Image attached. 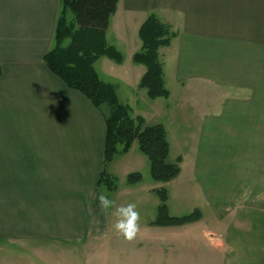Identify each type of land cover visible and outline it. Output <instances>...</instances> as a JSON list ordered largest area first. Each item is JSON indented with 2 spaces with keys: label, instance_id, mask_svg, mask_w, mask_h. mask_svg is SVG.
<instances>
[{
  "label": "crops",
  "instance_id": "obj_1",
  "mask_svg": "<svg viewBox=\"0 0 264 264\" xmlns=\"http://www.w3.org/2000/svg\"><path fill=\"white\" fill-rule=\"evenodd\" d=\"M60 8L61 0H0V251L91 244L116 253L122 236L113 225L125 198L123 205L135 204L139 213V231L124 249L127 264H232L230 235L236 228L225 238L208 224L225 218L227 204L236 205L235 168H255L254 176L250 172L242 180L241 192L264 193V0H120L111 17L107 41L124 59L101 57L95 69L111 81L103 80L115 84L117 76L129 86L134 107L126 104L134 116L164 124L165 101L172 97L170 91L167 99H150L139 87L146 68L133 56L141 48L139 28L151 13L176 15L179 21L177 37L159 51L167 88L171 80L177 88L197 81L229 90L217 114L195 109L198 115L188 120L178 117L175 107L167 122L170 148L178 141L183 158L179 175L168 182L172 191L164 187L169 213L185 215L177 213L185 203L202 213L199 221L181 226L150 225L160 187L126 182L128 174L139 172L129 169L141 152L137 142L111 163L127 166L122 188L105 191L98 185L104 116L44 60L54 44ZM139 98L145 109H138ZM248 156L257 162H238ZM101 193L114 201L106 212ZM263 245L256 264H264Z\"/></svg>",
  "mask_w": 264,
  "mask_h": 264
},
{
  "label": "trees",
  "instance_id": "obj_2",
  "mask_svg": "<svg viewBox=\"0 0 264 264\" xmlns=\"http://www.w3.org/2000/svg\"><path fill=\"white\" fill-rule=\"evenodd\" d=\"M120 0H61L56 23L53 47L44 60L48 68L67 86L78 90L101 111L106 125L104 161L98 185L109 191L117 189L116 179L109 173L115 158L130 151L135 142L149 159L150 176L158 183H168L180 171L182 157L169 162L170 142L163 124L146 125L143 117L133 116L129 105L118 97L116 85L103 80L95 69V62L108 57L118 63L123 54L107 41L111 17L117 11ZM177 32L151 13L139 28L141 48L133 56V62L146 70L139 87L147 91L150 99L169 98L160 49L169 46ZM2 71L0 68V75ZM143 180L140 172L127 175L128 184ZM159 197L156 217L152 226H181L201 219V212L194 210L182 216L169 213L168 193L164 187L155 190Z\"/></svg>",
  "mask_w": 264,
  "mask_h": 264
},
{
  "label": "rangeland",
  "instance_id": "obj_3",
  "mask_svg": "<svg viewBox=\"0 0 264 264\" xmlns=\"http://www.w3.org/2000/svg\"><path fill=\"white\" fill-rule=\"evenodd\" d=\"M161 16H159V18L163 22L170 24L173 31L177 30L176 28L178 27L179 21L176 15H171L170 17L169 15L165 14ZM167 19L172 22H169ZM166 20L168 22H166ZM101 75L103 79H107L111 81L110 79L103 76L102 73ZM114 80H115L114 83L118 87L117 93L119 94V98L122 101V103L124 104L129 103L134 107L133 96L131 97L130 90L128 89L129 86H127L126 83H124L117 76H115ZM170 81L171 80L168 81V88L172 92V97L168 101H165L167 106H169V111H168V116L165 120L166 123L164 124L162 123L167 130L168 139H169V132L167 128L168 125L167 122L169 123V121L173 117L172 110L175 107L179 108L175 112L178 113V117H182L185 119L188 118V120L193 119V117H196V115L198 114H202L203 113L202 111H207L210 114H217L220 111L218 110L219 107L222 108L223 106L222 101L224 99L225 92L229 91L228 88H223L221 86L218 85L216 86L211 84L202 85V83H199L197 81L195 83L194 82L181 83L177 88ZM137 107L138 109H145L144 108L145 105L142 104L140 98L137 101ZM195 109L197 110L198 114L194 113L196 112ZM145 124L153 125L147 123L146 121ZM178 143H179L178 141H176L175 143L173 141V145L175 146L174 147L175 151L171 149V153L168 159L169 162H175L176 158L179 157L178 155L182 151V148ZM252 153L253 150H251L250 148L249 154L252 155ZM126 158L129 157L127 156L124 157L122 161L123 160L125 161ZM240 159L241 160H238V162L242 163L248 161L249 163L250 161L253 162L254 164L258 160L256 159V157L253 158V156H248L246 160L242 158ZM134 160L136 162L133 164L131 163L132 166L129 169L138 167L137 171H139L142 174L144 180L143 182L151 185L152 184L157 185L160 188L166 187L168 188L169 191H172L171 183H167V184L158 183L152 180L150 176L149 159L142 152L139 153L136 152ZM234 163L235 162H233V164ZM121 164L122 162L117 164H112L109 168V172L112 175H114L116 179V184L120 185V189L122 188L121 187L123 186L122 183L126 178V177L124 178V173L127 169L126 168L127 166L124 167ZM245 166L243 168L238 167L233 170L235 172V174H233V179L235 182L233 183L232 187L235 188V191L232 192V197L233 199L236 200V205L230 206L231 204L230 205L227 204L225 206V210H226V212L224 213L226 214V216H224L225 218L221 222L218 223L210 222L208 224L209 228L215 229L217 232H220L223 237L225 236V238L228 236L229 229L232 226L233 228H236L234 234L232 236L230 235L232 242L230 244L229 257L231 255L233 256L232 264H256L260 249L264 244V206H262L264 205V193L261 194V192L254 191V189L251 188H247L246 190L241 192V188H245L243 186L242 180L244 179L246 174H251L250 172H252L253 176L255 175V168H250L249 165H247V168L245 169ZM259 172L260 169L257 170L258 179L261 174ZM103 188L105 189V191L108 190L106 187ZM183 193L186 192L183 191ZM240 199H241V205H239ZM125 200H126L125 198L121 199L122 202L121 205L125 203ZM171 205L175 207L173 201H171ZM189 206L190 205L186 203L184 205H181L180 208H177L178 211L177 213H183L186 215V213H188L191 209L188 208ZM190 212L193 211L191 210ZM154 215L155 212L153 213L152 216ZM126 241L127 240L124 239L123 237L119 239L121 245L119 247L118 252L116 253L115 252L111 253V250L106 247H103L100 251L95 250V247L92 246L91 244H89L87 248L82 246V244H78V245L50 244V245H54V246H50V248H44L43 246L39 245L38 247H40V249H46L44 251H39V252L38 250L33 251V250H26L24 248L12 247L8 250V252L0 251V264H127V253H124V249H126L127 247ZM111 257H114V261L113 258L111 261Z\"/></svg>",
  "mask_w": 264,
  "mask_h": 264
},
{
  "label": "clouds",
  "instance_id": "obj_4",
  "mask_svg": "<svg viewBox=\"0 0 264 264\" xmlns=\"http://www.w3.org/2000/svg\"><path fill=\"white\" fill-rule=\"evenodd\" d=\"M100 207L106 212L109 208L114 206V201L109 199L106 195L101 193L98 197ZM117 220L113 227L126 240H132L136 237L139 226V213L136 211L135 204L129 203L121 205L117 209Z\"/></svg>",
  "mask_w": 264,
  "mask_h": 264
}]
</instances>
